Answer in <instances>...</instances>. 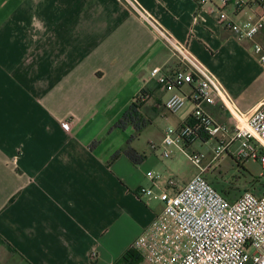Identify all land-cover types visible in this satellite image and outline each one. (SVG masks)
I'll return each mask as SVG.
<instances>
[{
	"label": "crops",
	"instance_id": "obj_1",
	"mask_svg": "<svg viewBox=\"0 0 264 264\" xmlns=\"http://www.w3.org/2000/svg\"><path fill=\"white\" fill-rule=\"evenodd\" d=\"M133 1L214 75L239 112L264 100L244 101L264 68L247 54L252 43L220 27L210 5ZM180 65L124 0H0V264L120 262L161 211L154 195L173 173L159 145L139 143L147 127L131 144L139 164L124 155L110 161L135 132L113 125L142 89L149 92L142 113L151 125L174 90L166 92L150 72L171 75ZM177 92L188 97L192 89ZM189 103L176 128L191 117ZM203 108L232 122L219 105ZM67 120L68 132L61 126ZM150 171L164 179L152 184Z\"/></svg>",
	"mask_w": 264,
	"mask_h": 264
},
{
	"label": "built area",
	"instance_id": "obj_2",
	"mask_svg": "<svg viewBox=\"0 0 264 264\" xmlns=\"http://www.w3.org/2000/svg\"><path fill=\"white\" fill-rule=\"evenodd\" d=\"M124 1L180 61V67L171 75L162 73L160 68L150 72L164 90H174L164 102V109L176 114L186 101L194 105L191 123L166 129L160 148L164 159H170L174 150L183 154L197 173L180 187L172 178H166L165 189L154 195L162 209L131 246L140 257L138 264H264V192L257 196L243 191L228 201L204 178L205 155L187 150V145L200 140L201 135L207 136L214 141L208 164L229 154L240 163L259 162L264 170V100L253 110L239 112L219 81L185 46L133 0ZM212 1L197 3L210 5L208 11L216 12L217 24L236 39L250 41L253 54L264 68V0H216L218 7ZM258 37L261 41H256ZM185 86L192 89L188 97L177 92ZM218 105L228 112L230 124L215 120L203 108ZM72 124L67 120L61 126L68 132ZM234 144L236 148L230 152ZM146 177L154 185L164 179L158 171L147 172ZM141 193L153 195L150 189H141ZM91 257L96 258L95 252Z\"/></svg>",
	"mask_w": 264,
	"mask_h": 264
},
{
	"label": "rangeland",
	"instance_id": "obj_3",
	"mask_svg": "<svg viewBox=\"0 0 264 264\" xmlns=\"http://www.w3.org/2000/svg\"><path fill=\"white\" fill-rule=\"evenodd\" d=\"M248 56L253 57L256 62L257 58L252 52V48L248 47ZM214 68L219 74L221 80H226V72L220 69L221 62L219 59H214ZM221 84V83H220ZM222 86V85H221ZM223 88V86H222ZM224 89V88H223ZM168 92V91H166ZM264 97V77L259 78L251 87V92L245 98V102L262 99ZM131 100V99H130ZM166 99L164 98V101ZM189 101H186L184 107L190 106ZM151 125L140 134L138 141L142 145L153 144L159 145L163 132L168 129H176L178 124V114L168 113L165 109H161L159 114L152 117ZM214 141L208 140L206 144L198 143L194 145L196 152L202 153L206 156L204 164L211 158ZM236 144L230 147V152H233ZM160 156L162 154L161 148ZM162 158V157H161ZM164 159V158H162ZM165 165L171 166L173 173L172 179L176 183H186L191 177L195 175L197 169L190 163L186 157L180 152L174 150V154L170 159H164ZM203 164V165H204ZM204 178L217 190L223 189L225 194L223 196L228 201L235 200L243 191H250L255 195H260L264 192V170L261 168L259 162H241L237 163L229 154L222 155L218 160L212 163L206 170Z\"/></svg>",
	"mask_w": 264,
	"mask_h": 264
},
{
	"label": "trees",
	"instance_id": "obj_4",
	"mask_svg": "<svg viewBox=\"0 0 264 264\" xmlns=\"http://www.w3.org/2000/svg\"><path fill=\"white\" fill-rule=\"evenodd\" d=\"M148 93L149 92L145 89L140 90L139 93L131 100L127 110L123 113L121 118L113 125L114 129H119V130H124L127 127H132L135 132L125 142V148L123 150L115 152L111 156L110 161L116 160L118 157H120V155H124L135 165L139 164V162L142 160V157L137 154V152L133 149L131 144L134 141V139H136L139 136L140 132L145 127L150 125V120H147L142 113ZM189 123H191V117L187 120L185 124H189ZM208 139L209 138L207 136H203V135L200 136L201 141H207ZM95 145L96 142L93 143V146ZM237 163L239 164L240 162ZM217 191L222 196L223 194H225L223 189ZM139 261H140L139 255L133 249H130L122 256L120 262L117 264H138Z\"/></svg>",
	"mask_w": 264,
	"mask_h": 264
}]
</instances>
